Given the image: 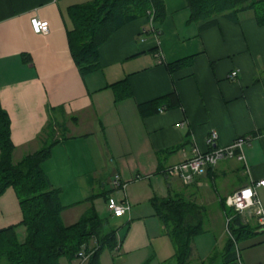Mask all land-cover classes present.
Returning a JSON list of instances; mask_svg holds the SVG:
<instances>
[{
    "label": "crops",
    "instance_id": "crops-1",
    "mask_svg": "<svg viewBox=\"0 0 264 264\" xmlns=\"http://www.w3.org/2000/svg\"><path fill=\"white\" fill-rule=\"evenodd\" d=\"M92 1L0 0V108L10 120L12 161L58 140L40 167L59 190L63 224L77 222L94 195L125 198L131 209L121 217L127 229L113 264H174V246L152 199L176 195L193 202L206 231L210 207L209 214L225 223L226 198L264 177V25L252 10L194 22L187 0H163L158 35L141 34L148 15L122 25L98 48V67L82 74L69 49V12ZM32 17L48 22L47 34L31 30ZM178 60L188 61L170 73L165 64ZM122 80L127 95L116 100L113 84ZM171 93L177 107L140 115L139 104ZM80 126L88 129L77 132ZM212 130L219 146L251 136L244 160H221L189 184L164 172L187 159L193 144L206 151ZM116 175L126 183L124 192L112 188ZM239 216L256 229L237 244L240 263L264 264V229L244 212ZM21 218L9 188L0 196V230ZM21 228L15 229L20 242ZM202 235L192 242L188 264H222L226 235L219 249Z\"/></svg>",
    "mask_w": 264,
    "mask_h": 264
},
{
    "label": "trees",
    "instance_id": "trees-1",
    "mask_svg": "<svg viewBox=\"0 0 264 264\" xmlns=\"http://www.w3.org/2000/svg\"><path fill=\"white\" fill-rule=\"evenodd\" d=\"M187 4L190 19L194 22L207 20L214 15L229 16L252 10L257 24L264 25V0H187ZM150 8L153 9L154 30L159 34L156 23H161L165 17L163 0H93L85 5L72 6L68 43L78 70L86 74L96 69L98 48L122 25L147 15ZM148 30L144 29L141 34H151ZM187 61L178 60L165 65L170 73H174ZM113 87L116 100L127 95L128 84L125 80L113 84ZM166 98L169 102L163 104ZM176 98L175 93H171L139 104V113L146 117L177 107ZM57 143L56 139L46 142L40 149L14 163L10 120L0 108V196L7 189H13L22 215L17 224L0 230V264H60L59 260L63 257L71 262L78 251L89 250L90 240H95V244L91 246L93 253L87 264H101V252L105 248H116L118 228H110L106 218L97 216L93 205L95 195L85 201L89 206L77 222L63 224L61 212L64 207L59 199V190L51 186L40 167ZM152 204L165 234L174 246L172 261L174 264H188L194 238L205 232L198 217L200 208L176 195L165 199L154 198ZM228 216H231V237L226 236L222 264H238L236 244L252 236L256 229L243 224L240 216L231 209ZM18 226L25 229L22 242L18 240L15 230Z\"/></svg>",
    "mask_w": 264,
    "mask_h": 264
},
{
    "label": "built area",
    "instance_id": "built-area-1",
    "mask_svg": "<svg viewBox=\"0 0 264 264\" xmlns=\"http://www.w3.org/2000/svg\"><path fill=\"white\" fill-rule=\"evenodd\" d=\"M147 15L149 24V30H147L151 32V34L158 35V32H155L153 27L154 15L152 8L148 10ZM29 22L31 30L35 34L43 35L48 33L49 25L47 21L32 17L30 18ZM142 31H144V29ZM237 73V71H232L230 73V77L235 78ZM217 139V132L215 130L210 131L205 140L208 147L206 151H201L196 144H193L191 155L187 159L167 167L164 172L168 174H174L178 176L184 183L189 184L192 182L195 176L202 174L208 167L216 165L221 160L231 158H237L238 160L242 161L244 160L243 146L248 144L251 136H240L225 146L216 145ZM111 185L114 190L124 192L126 183L122 182L119 176L116 175L112 178ZM261 187H264V177L255 181H251L249 184L235 191L226 198L225 203L235 214L238 215L242 214L246 210H250V216L257 221L260 229H264V206H262V203L257 195V189ZM246 192H250L251 195L245 196ZM106 209L112 217L121 218L124 216H129L131 206L125 198L119 200L115 197H108L106 200ZM124 209L128 210L123 211V215H116L117 211ZM230 222L231 216L226 217L225 231L227 235L231 237L229 231ZM91 248L92 247H89L88 251H85L84 249L78 251L76 255V264H87L90 254L93 253ZM235 249L237 262L238 264H241L239 260L237 244Z\"/></svg>",
    "mask_w": 264,
    "mask_h": 264
},
{
    "label": "rangeland",
    "instance_id": "rangeland-1",
    "mask_svg": "<svg viewBox=\"0 0 264 264\" xmlns=\"http://www.w3.org/2000/svg\"><path fill=\"white\" fill-rule=\"evenodd\" d=\"M87 129H88V127H86V126H80V127H78V129L76 131L81 132V131H85ZM257 195H258L259 200L262 203V206H264V189H258ZM93 202H94L93 205H94L97 216L100 219L106 218L109 222V225L111 226L110 228H112L113 226H114V228H119L118 231L116 232L117 233L116 234V241L118 244L120 242L121 238L124 236V233L127 229V224H124V223L122 224V222H124V218L116 219L114 217H111L109 212L106 209V204H105V200L103 197L96 196L94 198ZM209 210L211 212H213L212 207H210L208 209V213L206 214V218L209 219L208 222H210V227H209L208 223L204 224V227L207 230L200 237V240H203L205 243H208L209 241L211 243H215L214 247L216 249H219L220 248V240L221 241L224 240L225 235L227 236V233L225 231V223H224V221H218L215 218L214 213L209 214ZM250 214H251L250 210H246L244 212V215L247 216V219L250 218ZM65 221H67V220H65ZM249 222H251L250 219H249ZM18 234L20 235V240H22L24 238V228H21L18 231ZM115 251H116V249L109 250V249L105 248L100 254L101 264H113L114 263L113 259L116 258V252ZM61 262H62V264H65L67 262V259L63 257Z\"/></svg>",
    "mask_w": 264,
    "mask_h": 264
},
{
    "label": "clouds",
    "instance_id": "clouds-1",
    "mask_svg": "<svg viewBox=\"0 0 264 264\" xmlns=\"http://www.w3.org/2000/svg\"><path fill=\"white\" fill-rule=\"evenodd\" d=\"M249 195H251L250 192H246L245 193V196H249ZM126 210H128V209H124V210H121V211H117L116 215L117 216L123 215V211H126Z\"/></svg>",
    "mask_w": 264,
    "mask_h": 264
}]
</instances>
